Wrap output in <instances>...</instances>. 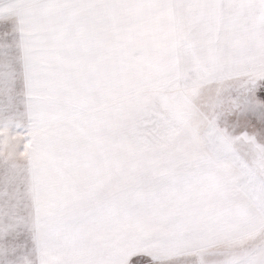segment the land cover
Returning a JSON list of instances; mask_svg holds the SVG:
<instances>
[{
  "label": "snow or ice",
  "instance_id": "6c2138e0",
  "mask_svg": "<svg viewBox=\"0 0 264 264\" xmlns=\"http://www.w3.org/2000/svg\"><path fill=\"white\" fill-rule=\"evenodd\" d=\"M0 264H264V0H0Z\"/></svg>",
  "mask_w": 264,
  "mask_h": 264
}]
</instances>
